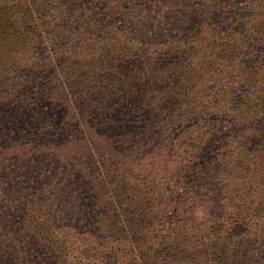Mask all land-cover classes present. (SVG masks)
<instances>
[{
  "label": "trees",
  "instance_id": "1",
  "mask_svg": "<svg viewBox=\"0 0 264 264\" xmlns=\"http://www.w3.org/2000/svg\"><path fill=\"white\" fill-rule=\"evenodd\" d=\"M0 264H264V0H0Z\"/></svg>",
  "mask_w": 264,
  "mask_h": 264
},
{
  "label": "rangeland",
  "instance_id": "2",
  "mask_svg": "<svg viewBox=\"0 0 264 264\" xmlns=\"http://www.w3.org/2000/svg\"><path fill=\"white\" fill-rule=\"evenodd\" d=\"M236 125H237L236 123L233 125L223 124L222 132L218 133L217 137L214 140V147L213 148L215 151L217 150V148L221 145V143L225 140V138L227 136L232 135L231 133L236 128ZM219 140H221V142H219ZM166 144L164 143V146H167ZM224 145H225V143H224Z\"/></svg>",
  "mask_w": 264,
  "mask_h": 264
}]
</instances>
